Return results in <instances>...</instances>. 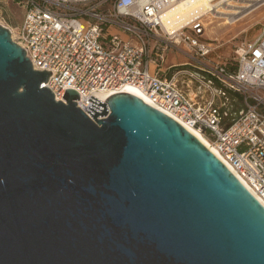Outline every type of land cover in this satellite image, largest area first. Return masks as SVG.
I'll list each match as a JSON object with an SVG mask.
<instances>
[{"label":"water","instance_id":"1","mask_svg":"<svg viewBox=\"0 0 264 264\" xmlns=\"http://www.w3.org/2000/svg\"><path fill=\"white\" fill-rule=\"evenodd\" d=\"M50 73L0 25V264H264V206L188 129Z\"/></svg>","mask_w":264,"mask_h":264},{"label":"built area","instance_id":"2","mask_svg":"<svg viewBox=\"0 0 264 264\" xmlns=\"http://www.w3.org/2000/svg\"><path fill=\"white\" fill-rule=\"evenodd\" d=\"M22 1L25 12L15 42L33 69L51 72L40 87L63 102L73 89L80 107L88 94L105 102L108 96L98 93L135 86L146 103L186 129H199L264 206V25L253 41L236 50V67L228 68L210 58L204 23L209 14L172 32L164 27L162 15L185 0ZM178 45L190 51V61L163 66L167 52ZM218 88L244 101L231 120Z\"/></svg>","mask_w":264,"mask_h":264},{"label":"rangeland","instance_id":"3","mask_svg":"<svg viewBox=\"0 0 264 264\" xmlns=\"http://www.w3.org/2000/svg\"><path fill=\"white\" fill-rule=\"evenodd\" d=\"M21 0H0V25L7 27L10 31L12 40H17V27L23 19L25 8ZM235 3V1H233ZM252 6L245 11L240 19L234 20L233 23H224V18L212 17L210 14L204 17L206 25L205 38L210 41L212 50L210 53L211 60L220 61L228 68L236 67V50L248 42L253 41L261 32L264 25V0L250 1ZM224 6L218 5L217 8ZM221 16L219 13H214ZM212 17V18H211ZM213 22L210 23V21ZM190 51L182 45L167 52L163 66L182 64L190 61L188 56ZM155 73V66L150 67V74ZM219 87L220 85L216 83ZM221 87V86H220ZM219 89L220 102L222 108L227 112L228 120L235 118L245 104L242 97L232 90ZM238 94V96H232ZM234 97V98H233ZM234 115H229L230 112Z\"/></svg>","mask_w":264,"mask_h":264},{"label":"bare ground","instance_id":"4","mask_svg":"<svg viewBox=\"0 0 264 264\" xmlns=\"http://www.w3.org/2000/svg\"><path fill=\"white\" fill-rule=\"evenodd\" d=\"M233 1H235V3H233ZM250 1L253 0H185L182 3L175 5L173 8L167 9L162 15V23L167 31L172 32L198 15L210 14L212 17L224 18V23L231 24L234 20L236 21V19H240L245 11L252 6ZM220 4H224V6L217 8ZM215 12L221 14V16H216L217 14L215 15ZM211 22H213V20H211L210 23ZM123 92L136 95L147 102L135 86L125 84L123 85ZM111 93L113 92H101L98 94L104 98L106 96L109 97ZM187 129L214 155L221 159L218 152L215 151L214 147L211 146L208 139L199 129L193 127H187ZM223 163L233 172L229 164L225 161H223Z\"/></svg>","mask_w":264,"mask_h":264},{"label":"crops","instance_id":"5","mask_svg":"<svg viewBox=\"0 0 264 264\" xmlns=\"http://www.w3.org/2000/svg\"><path fill=\"white\" fill-rule=\"evenodd\" d=\"M233 94H234V95H232V96H236V95L238 96V94H235V93H233ZM233 98H234V97H233ZM232 114L234 115V112L231 111V112L229 113V115L232 116Z\"/></svg>","mask_w":264,"mask_h":264}]
</instances>
